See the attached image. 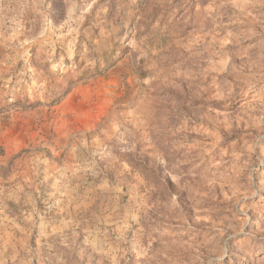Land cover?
<instances>
[{"label": "rangeland", "instance_id": "rangeland-1", "mask_svg": "<svg viewBox=\"0 0 264 264\" xmlns=\"http://www.w3.org/2000/svg\"><path fill=\"white\" fill-rule=\"evenodd\" d=\"M0 264H264V0H0Z\"/></svg>", "mask_w": 264, "mask_h": 264}]
</instances>
